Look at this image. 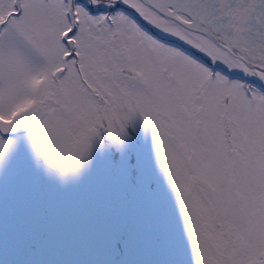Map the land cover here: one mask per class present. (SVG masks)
<instances>
[{
  "label": "snow or ice",
  "instance_id": "1",
  "mask_svg": "<svg viewBox=\"0 0 264 264\" xmlns=\"http://www.w3.org/2000/svg\"><path fill=\"white\" fill-rule=\"evenodd\" d=\"M0 264H264V0H0Z\"/></svg>",
  "mask_w": 264,
  "mask_h": 264
}]
</instances>
